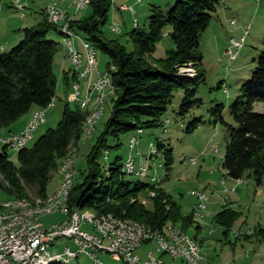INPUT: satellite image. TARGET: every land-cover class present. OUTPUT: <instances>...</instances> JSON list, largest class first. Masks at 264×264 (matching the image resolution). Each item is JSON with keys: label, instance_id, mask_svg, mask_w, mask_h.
I'll use <instances>...</instances> for the list:
<instances>
[{"label": "trees", "instance_id": "obj_1", "mask_svg": "<svg viewBox=\"0 0 264 264\" xmlns=\"http://www.w3.org/2000/svg\"><path fill=\"white\" fill-rule=\"evenodd\" d=\"M111 5L112 0H92L89 8L93 13L85 20L76 18L70 23V29L79 38L90 41L97 51L108 56L107 70L115 92L108 101L112 105L111 117L96 146L87 156L88 168L80 173L79 181L74 180L75 185L68 201L69 211L87 210L97 216L112 214L119 219L139 222L147 230L160 233L166 232L169 227L178 226L188 234V230L194 227L197 236L193 238L203 247L204 240L198 239L202 226L197 222L198 216L194 213L196 207L186 215L182 207L157 184L144 182L139 178L132 181V176L123 169L121 156L110 162L109 169L105 170L102 163L106 152V161L110 160V152L105 150L118 149L121 146V136L131 132L137 134L138 130L144 133L146 129L164 128V115L179 89L184 92L179 110L182 119L192 108L202 104V99L197 95L201 85L207 83V75L197 69L203 60L200 40L211 24L212 17L220 8L226 12L228 6L221 0H177L173 8L167 11L152 7L148 28L135 27L130 33L134 50L129 52L120 44L119 39L110 40L103 31L109 19ZM44 11L38 12L43 17L42 21L22 30L20 43L8 55L0 56V138L4 130L8 131L24 115L31 112L33 107L47 108L50 101L57 97L59 79L56 76L54 59L62 43H57L48 36L51 31L58 35L63 33L61 28L48 21ZM167 26L172 29L168 34L174 48L167 51L165 58L153 60L156 46L167 35L164 32ZM188 65L196 67L197 75L194 78L178 74L181 68ZM69 75L70 72H67L63 76L67 88L75 81L80 82L76 71ZM240 92L241 95L230 110L236 126L224 121L223 104L211 109L215 121L227 126L230 138L222 162V168L229 177L225 185L228 180L253 177L256 186L260 187L264 179V111L258 112L255 106L257 103H264V52L260 55L250 80L241 87ZM87 108L81 109L78 104L76 109H71L66 103L57 127L40 136L32 147L28 146L18 152V164L11 160L6 152L7 147L3 146L4 152L0 154V193L10 196V200L28 198L35 201L34 198H47L49 183L56 175V170L80 146L86 132V122L91 114ZM204 124L205 120L197 117L189 123L187 131L192 132ZM109 140L117 144L111 146ZM164 148L163 142L158 141L156 150L162 151ZM166 154L165 167L170 172L173 157L169 151ZM226 189L223 191L228 195ZM29 190L35 197L29 195ZM151 192L155 194L154 197L150 196ZM141 195H149L148 201L145 200L151 203L150 208L141 199ZM225 200L223 205L220 204L223 209L214 218L221 226L226 240L230 234L236 240L242 233H233L231 229L239 220L240 213L230 206L227 198ZM204 211H207V207ZM250 237L264 241V227L255 228ZM156 256L163 260L165 254Z\"/></svg>", "mask_w": 264, "mask_h": 264}, {"label": "rangeland", "instance_id": "obj_2", "mask_svg": "<svg viewBox=\"0 0 264 264\" xmlns=\"http://www.w3.org/2000/svg\"><path fill=\"white\" fill-rule=\"evenodd\" d=\"M14 1H20L28 7L27 10L24 11L25 15L16 9V6H14L16 3ZM14 1L0 0V56L3 54L8 55V53L20 43L22 30L27 27H33L39 20L42 21L43 17L38 13L39 9L43 10V8H47L50 4H57L61 7L64 1L68 4L72 2L71 5H73L76 0ZM33 1L38 4L37 6L39 9L33 5ZM257 1L258 0H226V5L228 6L227 11L223 12V9L220 8L218 13L212 17L211 24L200 40V51L203 60L202 64L197 66V69H201L207 75V83L201 85L197 95L198 98L202 99V104L192 108L190 112L186 114V117L182 119L179 115V110L184 92L179 89L175 92L172 99L173 101L164 115L166 124L164 128L146 129L141 135L131 132L128 135L121 136L119 141L121 142V146L118 147V149L113 148L111 150H105L110 152V160L106 161L103 159L104 163H102L106 170L109 169L110 162L112 163L118 156L122 157L123 164H125L129 158L133 157L136 160V165L140 166L143 164L148 168L149 166L152 168L146 178H139L141 181L152 183L150 177L156 178L158 181L156 183L157 186L164 189L166 193L182 207L186 215L196 209L194 213L198 216L197 222L202 226V233L198 236V239L199 241H202V239L204 240L202 244L203 247L201 248L203 249V253L208 255V261L202 264H264V241L260 242L256 237H250L254 233L255 228L259 226L264 227V179L260 187L256 186V181L253 177L252 179H245L244 185L241 187L244 189L250 187V189L232 198L231 194H234V192L229 191L227 195L223 191L219 199L217 196L218 192L213 191V187L221 183V180L219 181L217 178H214L213 171L216 170V172L221 174H225L226 172L222 169V162L224 161L226 147L230 138L228 136L227 126L221 125L219 122L215 121L211 109L216 105L223 104L222 117L224 121L229 125L236 126L230 111L231 107L236 102L237 97L241 95V87L250 80L260 55L264 52V0ZM176 2L177 0H142V2L138 3L137 0H112L109 19L107 24L103 27L105 36L110 40L119 39L120 44L125 47V49H128L129 52H132L134 50V44L130 33L135 28L134 19L138 23V29H147L152 7H160L164 11H167L173 8ZM121 5H125L120 9L122 12L119 10ZM132 6L137 12L135 16L132 14ZM72 9V12L75 14L71 15L65 10L67 16L65 19L63 18L64 21H62L60 25L71 23L73 21L72 18L76 19V17L78 20H85L93 13L90 8L79 12L76 11V9L74 10V7H72ZM232 18L238 21L236 27L231 26L229 23V20ZM248 24H251V28L246 38L245 47L240 50L237 56L238 59L231 63L228 56L225 54L226 50L231 46L230 40L233 37L240 39L241 36L244 35ZM115 25H118L119 28L115 31H111V27L116 28ZM171 30L170 26L164 29L167 35L164 40L156 46V52L152 56L153 60L165 58L167 51L174 48L172 38L168 34ZM50 37L57 43H64V37L58 35L56 32H49L48 38L50 39ZM76 38L75 47L82 55L85 54V59L86 52L81 46V40L78 37ZM97 54L100 70L109 72L107 70L109 64L108 56L102 51H98ZM54 66L56 67L57 79H59L56 91L57 97L55 98V102L51 103L48 107L45 120L41 121L39 127L28 142L27 146L29 147H32L38 141V138L46 134L48 130L57 127L62 119L61 116L66 103L70 105L71 109H76L78 105L77 93L74 91V86L77 84V81L72 83L70 88H67L64 79L59 77V66L55 63ZM112 69L114 68L112 67ZM178 74L183 77L196 76L195 65L193 67L188 65L181 68ZM79 80L80 97L84 99L87 80ZM225 89H228L229 97H226L224 94ZM84 107L87 108L88 106L85 104ZM35 109L36 108L33 107L32 112L35 111ZM255 109L258 112H263L264 103H257ZM87 110L91 112L89 107ZM111 111L112 105L108 103L104 107L101 119L95 124L91 137L86 141L81 140L78 150L71 153L76 156L75 176L73 181H79L80 173L87 170V156L96 146L99 136L104 132V127L111 117ZM197 117H202L203 120H205V124L192 132H188L189 123ZM9 133L11 132H7V129L4 130L0 140L7 139L14 135H9ZM132 136L140 137L139 144L132 148V150H129L128 141ZM158 141L163 142L165 148L162 151L157 149L158 153L153 157L151 154V146L153 144V146L157 148ZM109 143L111 146L117 144L113 140H109ZM3 146L4 144L0 143V154L4 152ZM167 151H169V154H172L173 157L172 170L170 172H168L167 167H165L167 162ZM6 152L11 160H14L16 164L19 163L17 160V152L9 149H6ZM191 158L198 159L197 163L192 165L190 163ZM60 169L61 168H59L58 171L56 170V175L49 183L48 192H53L58 188L63 176L61 172H59ZM130 179L136 181L138 177L132 175ZM222 186L226 185L222 184ZM231 188L236 189V185ZM56 190L53 193H55ZM195 191H201L207 194L209 201L207 203L206 212L197 209L199 201L195 195L191 194ZM28 192L31 197H35L30 190ZM147 196L149 195H141V199L147 200ZM150 196L153 197L152 194ZM225 198L228 199L230 206L240 213L239 220L231 229L234 231L233 233H242L241 237L236 240L232 234H230L226 240L221 226L217 224L214 218V215L223 209L222 206L214 204L216 199L219 200V204H224ZM10 199V196L3 192L0 193V202L4 203ZM34 199L36 200V198ZM147 201L145 204L147 203V207L150 208L151 203ZM2 203L0 204L2 205ZM194 207L196 208L194 209ZM80 213V215H84L88 218H93L95 216L87 210H80ZM68 217L71 218L70 215ZM68 217L62 213H54V215L41 217L40 222L46 227H51L54 226L55 223L58 224L67 221ZM89 226V224H85L82 229L92 233L93 226L91 225V228ZM188 234L191 238L197 236L196 229L191 227L188 230ZM63 246H70L72 249L76 248L73 240L65 238L60 240L58 248ZM142 249L144 253H148L149 251H154V253H156L153 243L142 246L137 251L139 255ZM157 254L158 253L155 254V258H157ZM99 258L102 264H124L123 262L115 260L110 254H100ZM172 259L173 258L168 255L163 256L165 264H188L181 259ZM70 264L94 263L83 254L77 260H72Z\"/></svg>", "mask_w": 264, "mask_h": 264}, {"label": "bare ground", "instance_id": "obj_3", "mask_svg": "<svg viewBox=\"0 0 264 264\" xmlns=\"http://www.w3.org/2000/svg\"><path fill=\"white\" fill-rule=\"evenodd\" d=\"M83 1H84V5H91V2H92V0H76L74 4L72 5V7H75L76 11L78 12L84 11L82 6H78V5H81ZM59 11H61L62 13L58 14ZM66 14L67 12L63 8H61L59 5L52 4L51 10L47 12V17H48L47 19L48 21H53V26L61 28V31L63 33L61 34L63 35L62 37H64L63 39H64V43H65V46L68 52V57L74 55L75 51H77V58L79 59L78 61L79 70H88V68H90V65H91L90 64V52L86 50V45L83 44V38H79V36H77L74 31L72 32L70 29L65 28V26H69L70 28V25H69L70 23L67 22L68 24L60 25V23L64 21L63 18L65 19V17L67 16ZM137 26H138V23H137ZM115 27H116L114 28L115 30L119 28L118 25H115ZM76 37H78L81 40V46L83 50L86 52L85 59H84L85 54L82 55L75 47V40L77 39ZM69 60L71 64L74 66V69L76 71V67L74 65L75 56L69 57ZM193 66L194 65H191V67ZM78 74L81 80H87L86 82L87 92H86L85 97H83L84 99L80 97V102H85V104L89 108H91V114L89 116L90 118L88 119L86 123V128H85L86 132L82 139L86 141L87 139L91 137L93 133L94 121L97 119V122H98L101 119V114H102L101 111L104 109L105 105L108 104V101L111 98L110 96H112L114 93H112V95H110L109 98H103L100 103V98L103 97V90L102 91H99V90L89 91V85L93 82V79H94L93 71H88L85 73H78ZM104 77H105L106 83H112L109 72L107 71L104 72ZM194 77H191V78H194ZM79 89H80V86H79ZM74 91H76L77 93V100H78V93H79L78 84H75ZM54 102H55V99H52L50 101V104ZM41 116H42V109H38L32 118V124L35 125L34 132L39 127L41 121H43V119H41ZM141 132H137V135L143 134ZM18 135H12L11 138H7V139H1L0 143H3L5 145V141H7L8 148L16 147V140H11V139H13L14 136H18ZM139 138L140 137L138 136L133 137V140H138V142H131V138H130L129 140L130 150H132V148H134L136 145L139 144ZM29 141L30 140H25V143L22 146L23 147L22 150L28 147L27 144ZM156 153H157V150L152 145L151 146L152 156L154 157L155 155H157ZM107 154L108 153L106 152L105 160L107 159ZM75 157L76 156L74 155L68 157L65 163L61 166V169L59 172H61V174L63 175L61 178L62 180L59 183V186L56 192L51 194L52 196L49 195L45 199H39L35 201L29 200L28 198L27 199H14V200H8L2 203V205L0 204V217L2 216L8 217V221L19 220V217H24V216L28 217V218H22L15 223L14 236L21 235L23 232L27 231L28 224H29V218H32V221H30L31 229H39L42 227H46L45 225H43L42 222H40V218L46 215H54V213H62L61 209H54V207L60 206L62 202H64L65 209L62 214L66 215L67 217L69 215L71 216V218L68 217V220L66 221L67 227L78 225V224L80 226L85 225L86 221L94 222V220L98 221L99 223H102L103 225H108V224L110 225L111 229L108 230L109 237L105 238L104 233L101 231H98L97 223L89 224L90 228L93 226V232L92 233L89 232L90 239L96 240L98 241V243H102V245L104 246L111 245V240H112V242H117V244H119L120 247H130V239H128L127 236H131V232H133V235H134L133 243L142 244V235H143V243L153 242L154 247H155V252L158 253L159 255H162V253H164L165 255L168 254L171 258L185 260L188 264L189 263L190 264H202L203 262L208 261L207 259L208 255L203 253V249L201 248V246H199L197 242L189 236V234L185 233L183 229L178 226L169 227V228L167 226L168 229L165 228L167 231L164 233L163 232L160 233V232H154L150 229L147 230L139 222H135V221L133 222L131 220L123 219V218L119 219L112 214L98 215V216L95 215L93 218H90V217L88 218L84 215H80L81 213L77 210H75L74 212L69 211L68 201L70 199L69 196L71 193L64 196V193L61 191L66 186L65 183L67 180V173H71L70 181H68L69 190H71V192L75 185L73 181V178L75 176V171H74L75 162H76ZM190 162L192 165L196 164L194 161H190ZM133 164L135 166H133ZM123 169H125V172L129 176L133 175L138 178H146L150 172V168H148L146 165H143V164H141L140 166L136 165V160L133 157L129 158V160L125 162ZM150 178H151L150 181H152V184L156 185V183L158 182L157 179L154 177H150ZM239 182H244V179L239 178V180H237V183ZM192 193L193 195H195V197H197L199 201V205L197 209L205 210L207 207L206 204L209 201L207 194L201 191L200 192L195 191ZM150 194H152L153 197L155 196V194H153L152 192ZM54 226H51V227H54ZM0 229L1 231H8V224H3V220H0ZM119 230L121 232V236H119ZM169 235H171V237H169ZM177 240H181V245L183 246L185 250V259L184 257H180V256L173 257L171 255V249L178 248ZM0 242H1V232H0ZM142 246L144 245L136 247V255H139L137 251ZM156 253H154V251H149L148 258L153 262V264H165L164 260H162L161 258L154 257ZM202 253H203V256L201 257V255L199 254H202ZM71 261L72 260L70 261L61 260L60 257H56V258L47 259L46 261L43 262V264H56V263L70 264ZM93 263L98 264L97 262H93Z\"/></svg>", "mask_w": 264, "mask_h": 264}, {"label": "built area", "instance_id": "obj_4", "mask_svg": "<svg viewBox=\"0 0 264 264\" xmlns=\"http://www.w3.org/2000/svg\"><path fill=\"white\" fill-rule=\"evenodd\" d=\"M14 1V0H13ZM141 2V0H138ZM223 3L224 0H221ZM16 9L21 11L22 13L26 9V5L22 4L20 1H15ZM82 8L84 11L89 8L90 5H84V1L81 3ZM121 9V8H120ZM51 10V4L45 8V13L47 14L48 11ZM75 10V7H74ZM134 16L136 15V10H132ZM62 13L61 11L58 12ZM53 25V21H49ZM135 22V19H134ZM236 22L232 20L231 24H235ZM135 27H137V22H135ZM66 29H70L69 26H65ZM71 30V29H70ZM114 30V27L111 28ZM72 31V30H71ZM73 32V31H72ZM248 31L246 32V34ZM245 37L241 38L240 40L233 39L231 41L232 47L227 51V55L229 56L231 61L236 59L238 51L243 48L244 46ZM83 44L86 45V50L90 52V68L88 70H79V59L77 58V51H75L74 55L69 57L75 56V67H76V76L77 73H85L88 71H93V82L89 85V91L91 90H103V97L100 98V103L103 98H109L112 93L115 92L113 83H106L104 72L100 70V66L98 64V54L97 50L94 45H91L90 41H86L83 39ZM73 45V44H72ZM236 49V50H235ZM80 81V80H79ZM78 84V91H79V82ZM78 104L81 109H84L85 102H80V91L78 93ZM42 109V116L41 119L45 120L46 113L48 111L47 108ZM104 110V109H103ZM103 110L101 113H103ZM97 123V119L94 121V126ZM34 127L35 125L31 122L27 125V127L18 135L14 136L11 140H16V147L8 148L7 141H5V147L9 150L14 152L22 151V146L25 143V140H30L34 134ZM94 131V128H93ZM137 132H141L138 130ZM143 133V132H141ZM9 140V141H11ZM131 142H138V140H133V136L131 137ZM130 146V144H129ZM217 151V150H216ZM190 161L197 162L196 158H191ZM133 166H135L133 164ZM71 173H67V180L65 183V187L62 189L61 192L64 193V196L71 193L69 190L68 181H70ZM224 179L222 180V184L225 185L226 179L229 178L227 173L224 174ZM233 179V178H232ZM236 183V186L243 184L244 182L237 183V180L233 179ZM235 188L226 189L225 191L235 192ZM191 193V192H190ZM193 194V193H191ZM54 209H61L62 213L64 211V202L60 206L54 207ZM22 218L28 217H19V220ZM0 220H3V224H8V231H1V242H0V264H43L44 261L50 258L60 257L61 260H77L81 255H86L92 262H97L98 264H102L99 256L100 254H110L115 260L123 262L124 264H153V262L148 258V253L145 257H141L140 255H136V247L141 245H145L143 243V235H142V244H135L133 243V232H131V236H127L130 239V247H120L117 242H112L109 246H104L102 243H98L96 240H91L89 237V232L84 231L82 229L83 225H74L68 226L65 222H61L55 224L54 227H42L39 229H31L30 221L32 218H29V224L27 231L23 232L21 235L14 236V228L15 223L19 220L15 221H8V217L2 216ZM98 224V231L104 233L105 238H108V230L111 229L110 225H103L98 221L94 222H87L86 224ZM119 236H121V232L119 230ZM171 237V235H169ZM70 239L73 240L75 245V249H72L70 246H63L58 248L60 245L61 239ZM153 243V242H152ZM178 248L171 249V255L173 257L180 256L184 257L185 259V250L181 245V240H177ZM201 257L203 256L202 254Z\"/></svg>", "mask_w": 264, "mask_h": 264}, {"label": "crops", "instance_id": "obj_5", "mask_svg": "<svg viewBox=\"0 0 264 264\" xmlns=\"http://www.w3.org/2000/svg\"><path fill=\"white\" fill-rule=\"evenodd\" d=\"M73 1V0H72ZM72 3V2H71ZM71 3H67V2H63V4H62V6L72 15V14H75L74 12H72V5H71ZM33 5L34 6H36V8L37 9H39L38 8V4L35 2V1H33ZM61 6V7H62ZM121 6H123V5H121ZM120 6V7H121ZM62 7V8H63ZM28 8V7H27ZM70 8V9H69ZM132 9H134L133 7H131ZM130 8V9H131ZM64 9V10H65ZM27 10V9H26ZM41 9H39V11H40ZM45 10V8H43V11ZM135 10V9H134ZM132 14H133V12H132ZM134 15V14H133ZM77 18V17H76ZM39 21H41V20H39ZM38 21V22H39ZM37 22V23H38ZM62 43V46H61V48L59 49V51H58V53L56 54V56H55V59H54V63L57 65V66H59V68H60V72H59V74H60V76L59 77H61V79L63 78V76H64V74L65 73H67V72H70V75L74 72V74H75V69H74V66L71 64V62H70V60H69V57H68V52H67V49H65V47H64V45H63V42H61ZM98 64H99V62H98ZM99 66H100V64H99ZM55 70H56V67H55ZM69 75V76H70ZM64 79V78H63ZM87 92V91H86ZM85 96V95H84ZM85 106V105H84ZM36 110H38L37 109V107H36V109H35V111ZM35 111H33L32 112V110H31V112H29L28 114H26V115H24V117L23 118H21L20 119V121L19 122H17V123H15L14 125H12L9 129H8V131L7 132H11V133H9V135H11V134H15V135H18V134H20L19 132L23 129V128H25L27 125H28V123L32 120L31 118H32V116H33V114H34V112ZM45 124V123H44ZM24 130V129H23ZM18 133V134H17ZM8 135V136H9ZM9 138H11V137H9ZM213 176H214V178H217L219 181L221 180V177H222V174L221 173H219V172H216V170L215 171H213ZM57 185H58V183H57ZM244 185V184H243ZM59 186V185H58ZM235 186V183H234V181L233 180H228L227 181V184H226V186H221V184H218V185H215L214 187H213V191H216V192H218V198L220 199V194H223V190L224 189H226V188H231V187H234ZM242 186V185H241ZM241 186H239L238 188H237V192L236 193H232L231 194V198L232 197H235V196H238V195H240V193H242L243 194V192H247V189H250V187H247L246 189H244V188H242ZM57 189V188H56ZM55 189V190H56ZM54 190V191H55ZM53 191V192H54ZM53 192H48V195H51V194H53ZM214 204H216V205H218V206H221L220 204H219V200H217L216 199V201H215V203ZM147 252H143V249L140 251V255L141 256H145V254H146ZM149 253V252H148ZM155 256V255H154ZM157 258H159V257H157ZM172 262V261H171Z\"/></svg>", "mask_w": 264, "mask_h": 264}]
</instances>
